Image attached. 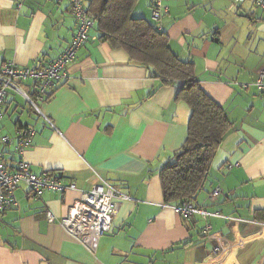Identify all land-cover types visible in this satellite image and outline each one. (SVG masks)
Returning a JSON list of instances; mask_svg holds the SVG:
<instances>
[{"label":"crops","instance_id":"crops-1","mask_svg":"<svg viewBox=\"0 0 264 264\" xmlns=\"http://www.w3.org/2000/svg\"><path fill=\"white\" fill-rule=\"evenodd\" d=\"M162 4L170 49L193 64L199 86L232 125L192 202L217 214L208 219L210 231H203L201 217L183 219L164 204L157 173L185 142L187 104L176 100V86L161 85L125 51L101 42L94 26L39 105L53 127L15 92L1 108L0 136L35 132L18 159L33 174H54L75 190L33 200L20 184L17 206L0 213V264H264V93L251 86L264 69V14L251 0ZM149 7L150 0H139L132 16L151 22ZM74 30L67 0H0V67L44 66L64 51ZM30 84L22 86L32 92ZM0 151L14 169L12 147L0 144ZM98 177L128 199L120 202L111 233L91 249L48 223L45 212L64 217ZM216 186L221 193L212 199Z\"/></svg>","mask_w":264,"mask_h":264},{"label":"built area","instance_id":"built-area-1","mask_svg":"<svg viewBox=\"0 0 264 264\" xmlns=\"http://www.w3.org/2000/svg\"><path fill=\"white\" fill-rule=\"evenodd\" d=\"M70 12L75 19V31L71 42L64 51L53 61L44 66L19 67L7 63L0 67V120L1 108L10 91L20 95L30 109L40 115L45 123L53 127L52 123L40 110L39 105L47 100L48 94L53 91L56 82L66 76L67 67L74 61L77 51L87 40L88 32L93 27V21L82 0H67ZM152 20L157 21L163 13L167 12L162 0H152ZM239 3L245 0H237ZM256 9L264 14V0H251ZM30 81L32 92L26 91L22 83ZM239 88L247 90L249 85L238 84ZM258 93H264V69L257 72L255 81L251 85ZM35 132L32 128L18 130L13 137L0 136V144L12 147V153L22 157L24 151L31 146ZM230 168V167H228ZM20 184L28 189V196L39 200L45 192L63 193L75 190L73 183L64 184L62 179L54 174L35 175L31 172L29 164L22 158L15 162L14 169L6 165L3 152L0 151V213L9 211L17 206L15 190ZM221 190L214 187L209 196L215 199ZM128 199L114 186L98 177V183L87 191H82L67 209L64 217L56 218L53 213L46 210L48 223H59L68 235L85 243L93 249L97 239L111 233L112 221L117 213L121 201ZM172 210L181 218L199 216L206 223L203 231H210L208 219L217 214L196 207L192 202H183L171 206Z\"/></svg>","mask_w":264,"mask_h":264},{"label":"trees","instance_id":"trees-1","mask_svg":"<svg viewBox=\"0 0 264 264\" xmlns=\"http://www.w3.org/2000/svg\"><path fill=\"white\" fill-rule=\"evenodd\" d=\"M138 1L89 0L85 5L82 0V3L91 16L93 27L96 26L101 42L125 51L132 63L147 70L152 68L156 76L148 71L149 75L161 85L176 86V100L187 104L190 115L185 142L157 173L164 204L175 206L194 202L204 189L211 161L232 125L224 110L199 86L193 64L180 59L170 49L168 37L160 25L162 16L167 12L159 20H152L153 1L150 0L151 22L135 18L132 11ZM22 129L25 128L19 130ZM16 157L18 159V155Z\"/></svg>","mask_w":264,"mask_h":264},{"label":"water","instance_id":"water-1","mask_svg":"<svg viewBox=\"0 0 264 264\" xmlns=\"http://www.w3.org/2000/svg\"><path fill=\"white\" fill-rule=\"evenodd\" d=\"M148 71L151 72L154 77L156 76V73L152 68H148Z\"/></svg>","mask_w":264,"mask_h":264}]
</instances>
